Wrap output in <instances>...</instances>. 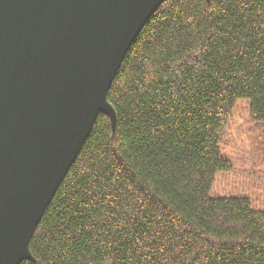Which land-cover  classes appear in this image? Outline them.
Masks as SVG:
<instances>
[{"label": "trees", "instance_id": "1", "mask_svg": "<svg viewBox=\"0 0 264 264\" xmlns=\"http://www.w3.org/2000/svg\"><path fill=\"white\" fill-rule=\"evenodd\" d=\"M20 264H264V203L213 196L237 102L264 124V0H165Z\"/></svg>", "mask_w": 264, "mask_h": 264}, {"label": "water", "instance_id": "2", "mask_svg": "<svg viewBox=\"0 0 264 264\" xmlns=\"http://www.w3.org/2000/svg\"><path fill=\"white\" fill-rule=\"evenodd\" d=\"M165 0H0V264L30 240L137 35Z\"/></svg>", "mask_w": 264, "mask_h": 264}, {"label": "rangeland", "instance_id": "3", "mask_svg": "<svg viewBox=\"0 0 264 264\" xmlns=\"http://www.w3.org/2000/svg\"><path fill=\"white\" fill-rule=\"evenodd\" d=\"M222 152L232 170L216 177L212 195L248 196L264 203V124L249 120L246 101L233 109Z\"/></svg>", "mask_w": 264, "mask_h": 264}]
</instances>
